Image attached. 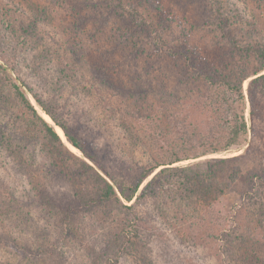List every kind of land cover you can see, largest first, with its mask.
<instances>
[{
    "label": "trees",
    "instance_id": "trees-1",
    "mask_svg": "<svg viewBox=\"0 0 264 264\" xmlns=\"http://www.w3.org/2000/svg\"><path fill=\"white\" fill-rule=\"evenodd\" d=\"M2 1L0 0V13L7 23L6 28L12 31V37L20 33L13 42L19 45L20 38L27 41V45L36 42L39 50L38 55L31 59L32 66L36 69V76L39 75L41 81H47L49 90L56 93L65 90L67 80L73 85L80 81V77L90 78L98 83L101 102L105 105L102 114L109 111L111 116L118 114L119 108L112 105L108 96L102 92L106 90L112 92L109 96H120L125 108V119H122L121 126L126 132L131 131L128 133V148L122 149V153L128 151V155L132 157L137 150H142L147 157L146 162L137 163V169H131L133 174H122L113 170L105 162V149L87 148L78 132L69 124L61 122L48 109L37 89L19 78L14 80L16 73L12 70H16L15 67L10 70L8 66L0 64V149L5 150L4 153L15 162V168L18 167L15 170L17 177L21 174L24 179L31 180L34 190L27 197H38L35 201L38 207H42L49 217L59 219L58 226L63 234H74L72 225L75 216L81 212L97 208L98 211H105L104 208H108L111 216L115 207L129 211L128 219L121 221V226L117 227L118 233H108L110 238L106 240L103 252L96 258V262L102 264L119 263L118 257L111 262L110 253L116 247H119L118 252H125L135 244V239H140L138 229L144 222L139 215V206L147 204L146 201H152L159 219L174 231L181 233L182 240H189L183 238L189 232L188 229L206 228L211 232L207 233L209 235L219 234L218 239L225 247L228 260L232 264H264V168H256L254 165L248 175H244L242 171V165L255 161L252 157V151L258 149V145H255V135L253 134L248 149L240 156L208 159L186 167H174L175 164L186 160L239 150L248 144L250 128L245 114L247 99L243 85L252 78L247 93L254 109L256 101L264 99V48L257 54L261 65L252 73H246V63L234 62L235 65L224 64L226 66L219 67L220 59L207 56L203 58L200 53L186 48L180 54L173 53L169 56L170 60L177 63L173 67H178L180 60L183 63V69L178 74L181 84L192 81L201 91L189 102L184 96L170 92L167 86H163L161 92L164 101L162 107H159L162 116L137 117L134 109L136 104L131 101L140 102L155 90L153 85L148 83L147 79L151 77L148 72H145L144 76L136 72L135 80L138 83L134 87L129 86L121 77L114 78L116 74L107 66L109 56L101 51L95 53L92 49L93 43H90V38L85 36V32H82L84 36H79L77 43H70L65 38L55 39L47 29L54 22L56 15L68 12L67 8L58 7L72 8L79 5L80 0ZM109 1L115 0H104ZM138 1L143 4L141 0ZM117 2L112 11L123 7L126 0ZM101 3L102 0L97 13L100 15L101 27H105L111 7L105 6L106 14ZM84 4L90 3L83 0L81 5ZM18 10L25 17V12L28 15L26 21H21L22 31H17L18 19L12 14L14 12L17 15ZM123 11L126 12L124 7L119 15L123 14ZM220 27L224 36L229 37L234 53L240 59L243 56L256 55L251 44L247 47L236 39L228 24ZM225 27L230 28L231 32L227 33ZM44 39L49 43H44ZM95 41L97 40L93 42ZM165 64L169 65L167 61ZM191 69H194L193 73ZM165 76L171 77L173 73H166ZM50 79L57 84L52 83ZM77 89L75 90L81 93ZM82 89L88 95L92 91L88 87ZM29 94L42 111L50 116L53 124L48 122L50 118L47 115L48 121L40 115ZM154 110L151 114L155 113ZM135 118L138 122H134ZM56 127L60 128V134ZM63 133L71 147L75 151L79 150L84 159L70 151L61 138ZM37 138L47 165H53L54 168L46 170V173L44 170L39 171L36 167L38 156L28 150L33 143L36 144ZM157 170L159 172L138 194L144 182ZM57 178L66 181L69 193L58 194L50 188ZM242 181L247 184L243 191L247 222H243V226L242 221L240 223L237 219L238 211H234V217H226L220 202L226 187L231 184L238 185ZM14 195L15 192L0 175V221L6 217H14V212L22 209L21 206L18 207L22 202L20 204ZM125 202L131 205H125ZM25 215L28 224L32 221L34 223L32 209H28ZM127 225L136 229L127 230ZM259 232L262 233L261 236L258 235ZM56 247V244L50 246L53 249Z\"/></svg>",
    "mask_w": 264,
    "mask_h": 264
},
{
    "label": "rangeland",
    "instance_id": "rangeland-1",
    "mask_svg": "<svg viewBox=\"0 0 264 264\" xmlns=\"http://www.w3.org/2000/svg\"><path fill=\"white\" fill-rule=\"evenodd\" d=\"M82 1L80 0L79 5L72 8L58 7V9L67 8L68 12L56 15L54 22L47 29L55 39L65 38L70 43H77L79 36H84L82 32H85V36L90 38V43H93V51L95 53L101 51L109 56L107 66L116 74L114 78L121 77L129 86L137 85L136 72L142 73L143 76L148 72L151 77L145 79L155 90L140 102L131 101L136 104L134 109L137 117L162 116L159 107H162L164 101L161 92L163 86H167L170 92L184 96L189 102H192L201 91V88L192 81L181 84L178 74L183 69V63L180 60L179 66L173 67L177 64L169 59L173 53L180 54L186 48L194 53H200L203 58L207 56L220 59L219 67L226 66L224 64L235 65L234 62L246 63V73H252L261 65L257 54L259 55L264 48V0H141L143 4L138 0H126L123 6L126 12L123 11L120 15L123 7L112 11V7L118 3L117 0L109 2L102 0L104 13H106L105 6L111 7L105 27H101L100 15L97 13L101 0H88L90 4L81 5ZM12 14L18 19L17 31H22L21 21L27 20V12H25L26 17L19 10L17 15L14 12ZM6 24L0 13V64L8 66L10 70L16 68L12 70L16 73V76H13L15 81L19 78L25 84L37 89L48 109L61 122L69 124L78 132L87 148L105 149L107 152L105 162L113 170L122 174H133L131 169H137V163L147 161L142 150H137L132 157L128 155V151L122 153V149L128 148L130 139L128 133L131 131L126 132L121 126L122 119H125L123 116L125 108L120 96H109L112 92L106 90L102 92L108 96L112 105L119 108V113L111 116L109 111L102 114L105 105L101 102V92L98 90V83L91 81L90 78L80 77V81L73 85L67 80L65 90L52 93L46 86L47 81H41L32 66L31 59L38 55L39 50L36 42L27 45V41L20 38V44L16 45L13 40L17 39L20 33L12 37L10 35L12 31L6 28ZM227 24L242 45L248 47V44H251L256 55L243 56L240 59L234 53L229 37L226 38L220 30L221 25ZM225 29L227 33L231 32L230 28L225 27ZM93 39L97 41L93 42ZM44 43L49 42L44 39ZM165 61L169 65H166ZM167 67L173 76H165L169 73L166 71ZM191 70L193 73L194 69ZM251 79L245 81L243 85L247 99L245 114L250 128L248 144L239 150L186 160L175 164L174 167H186L208 159L240 156L250 146L254 134L255 145L259 146L252 151L255 161L242 165V171L244 175H248L254 165L257 166L256 168H264V99L256 101L255 108H252L247 93ZM50 81L57 84L56 81L51 79ZM82 87L91 88V93L88 95L86 91H82ZM76 88L81 93H78ZM29 97L40 115L48 121L46 119L48 114L42 111L31 94ZM152 110L155 113L151 114ZM48 122L53 124L51 118ZM134 122H138L137 118ZM56 129L58 131L60 128L56 127ZM63 137L61 136L70 151L84 159L79 150L75 151L71 147L64 133ZM38 141L39 138L28 150L38 156L36 167L39 171L44 170L46 173V170L53 168V165L51 167L47 165ZM121 145L124 147L122 148ZM4 151L0 149V175L15 192L14 196L18 198L20 204L22 202L18 205L22 209L16 210L14 217H6L0 221V264H102L96 262V258L103 252L106 240L110 238L108 233L117 234L119 231L117 227L121 226V221L128 219L127 215L130 212L119 207H115V212L111 213V216L108 208H104L105 211H98L97 208L81 212L75 216L72 225L74 234L71 236L70 231H67L69 235L63 234L58 226L59 219L49 217L43 212L42 207H38L35 202L38 197H27L34 190L32 182L24 179L21 174L17 177L15 170L18 167L15 168V162L9 159ZM86 161L91 163L89 160ZM159 170L144 182L138 194ZM226 176H228L227 172ZM245 185L247 184L244 181L239 182L238 185H229L220 198L226 217L231 215L234 217V211L237 210V219L240 223L242 221V226L243 222H247V209L243 205L246 203L243 192L247 188ZM50 188L58 194L70 191L69 185L63 178H57ZM146 203L139 206V215L144 222V225L138 229L140 239H135V244L125 252H118L119 247L114 248L110 253L111 262L118 257L119 263L113 262V264H232L228 260L225 247L218 239L219 234L209 235L207 233L211 232L206 228L195 227L188 229L189 232L183 238L189 240L184 241L181 233L174 231L159 219L152 201ZM124 204L131 205L126 202ZM28 209H32L34 223L32 221L28 224L25 221ZM126 227L131 231L136 229L130 225ZM258 235L261 236L262 233L259 232ZM53 244L57 245L54 249L50 248Z\"/></svg>",
    "mask_w": 264,
    "mask_h": 264
}]
</instances>
